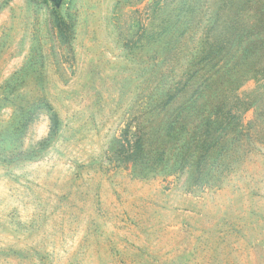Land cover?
<instances>
[{"label":"rangeland","instance_id":"rangeland-1","mask_svg":"<svg viewBox=\"0 0 264 264\" xmlns=\"http://www.w3.org/2000/svg\"><path fill=\"white\" fill-rule=\"evenodd\" d=\"M263 20L264 0H0V264H264ZM196 102L164 146V108Z\"/></svg>","mask_w":264,"mask_h":264},{"label":"trees","instance_id":"trees-1","mask_svg":"<svg viewBox=\"0 0 264 264\" xmlns=\"http://www.w3.org/2000/svg\"><path fill=\"white\" fill-rule=\"evenodd\" d=\"M257 27H259V30L261 31L262 25H260V26L258 25ZM262 31H264V25H263ZM262 33H264V32H262ZM259 35H260V33H257V37ZM235 44L236 45L239 44V46H241V41H235ZM194 94L196 95V92ZM196 105H197V102L193 106H189L188 109L185 106L181 107L180 105H175V104H172V105L167 106L166 108H164L163 112L166 113V115H165L166 116L165 119H166V122H167L166 126L163 128L162 131L161 130L156 131V134H159L161 132L163 133L165 139L163 138L162 143L164 144V146H167L168 144L173 142L176 138H182L185 135L189 134V132H190L189 126L190 125H188L189 124L188 121H187L188 114H186L185 111L186 110L191 111L193 109V112L196 113L195 110H197L198 108L204 109V107H198ZM216 114L214 116L208 115V117L206 116L202 120V123L205 120H206V122L203 125L204 128H205L204 131H200V135H199L200 136V141H199V146H198L199 148L202 147L203 145L208 144V145H210L212 147L211 149H213V147H215L216 144H217V142L214 143V140H216L218 137H220L222 135V132H223L224 129L222 128L221 125L218 126V127H212V125H214V123L220 119L219 116L216 115ZM196 128L198 129L197 125H194V129H196ZM197 129H196V131H197ZM186 130H188L187 133H186ZM193 150L191 149V153H190L191 156H192V160L194 161L193 163H195L196 160L199 161V162H205V159L208 157L209 152L206 155H204V156H202V155L200 156L199 153H198L199 150L198 151H195L197 149H195L194 151ZM139 152L132 153L131 156L133 157V156H135V154H137ZM192 152H194L193 155H192ZM196 154H197V157H196V160H195V155ZM165 155H166L165 151H162L161 154H160V160L161 161H164V162L165 161H173L174 157L171 158V159H165ZM132 157H129V158L132 159ZM163 157H164V159H163ZM139 159H140V157L138 156V158H136V160L138 161ZM188 161H189L188 155L186 157H183V160H182L181 164L179 165V167H177L178 169H175V171H173V172H175V173L178 172L179 173L182 170H184L185 168H187L188 167L187 165H189ZM184 163L185 164L187 163V164L185 165ZM192 168L194 169V166H192ZM211 169L212 168L210 166H206L205 167L206 171L207 170H211Z\"/></svg>","mask_w":264,"mask_h":264}]
</instances>
